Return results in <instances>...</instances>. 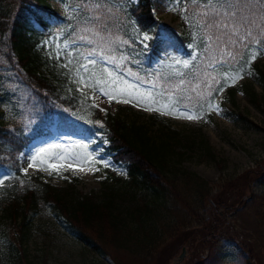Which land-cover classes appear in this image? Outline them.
Wrapping results in <instances>:
<instances>
[{"label": "trees", "instance_id": "16d2710c", "mask_svg": "<svg viewBox=\"0 0 264 264\" xmlns=\"http://www.w3.org/2000/svg\"><path fill=\"white\" fill-rule=\"evenodd\" d=\"M47 1L0 0V101L12 108L9 118L0 121V180L4 181L0 188V264H31L27 242L33 229L39 228L33 225L37 215L46 213L55 218L56 225L61 223L70 230L71 238L84 252L108 257L113 264H170L182 247H186L189 257L181 264H255L253 249H246L250 245L226 235L224 228L230 213L242 205V191L236 190L229 199L219 198L215 194L222 189L214 191L204 179L184 169L180 159L172 161L170 156L177 149L173 134L169 139L148 137L143 126L134 122L128 125L119 117L102 114L78 93L63 96L58 78L64 71L45 74L41 70L40 44L70 24L53 12ZM153 1L137 0L126 10L139 35L147 36L144 43L123 30L115 17V0H100L101 8L95 11L94 0L87 5L85 0L80 1L81 12L90 7L91 17H101L105 44L115 48L117 55L129 58L121 61L120 68L110 62H104V66L133 83L139 82L142 91L161 90L163 86L165 95L183 79L179 90L171 94L182 98L181 107L187 105L192 110L212 103L225 90L234 94L233 86L240 79L235 83L226 81L225 72L239 70L244 78L249 69L245 58L257 46L231 62V67H209L203 53L206 38L201 40L202 30L200 55L191 72L169 79H162L156 72L151 75L171 59L192 61L194 53L190 37L178 35L156 18ZM86 18L72 24L69 40L76 50L87 52L96 45L78 40ZM94 26L96 22L92 21L89 27ZM260 49L259 55L263 56L264 47ZM217 66L223 67L220 74L213 70ZM260 74L264 78V72ZM153 82L155 89L151 87ZM250 97L256 105H264L263 96L251 92ZM53 127L68 138L103 134L106 153L125 166L127 179L115 178L114 185L107 183L98 194L89 195L76 192L74 185L62 188L38 178L27 181L21 173L19 154L33 140L50 135ZM189 147L203 148L207 157L216 160L209 144L201 138L191 137ZM221 163L218 161V166ZM262 164V171L247 179V188L253 182L264 186ZM253 201L255 206L261 204L258 197ZM171 241H176L173 246ZM222 246L233 247L236 256L227 258Z\"/></svg>", "mask_w": 264, "mask_h": 264}, {"label": "rangeland", "instance_id": "374dc122", "mask_svg": "<svg viewBox=\"0 0 264 264\" xmlns=\"http://www.w3.org/2000/svg\"><path fill=\"white\" fill-rule=\"evenodd\" d=\"M80 1L82 0L47 1L51 10L66 18L70 24L62 27L54 37L40 44L39 66L41 70L45 74L47 72L57 74L59 71H64L58 78L59 89L63 96L78 93L89 99L103 114L119 117L128 125L134 122L136 126H143L148 137L169 139L173 136L174 140L177 141H174L177 149L170 156L172 161L176 163V160L180 159L182 161L180 165L184 169L204 179L214 191L217 192L222 189L215 194L219 195V198L223 196L225 199H229L236 190L242 191L245 194L241 200L242 205L240 207L238 205L234 213H230L226 220L227 225L224 227L228 231L226 235L235 237V240L240 243L249 244L250 248L246 249H253L256 256L254 258L255 264H264V186L253 182L247 188L246 184L250 176L262 171V162H264V131L256 129L250 124L253 123L262 129L264 128V105H256L250 97L251 92H255L259 97H264V78L260 74L262 71L264 72V56L259 57L257 55L246 77L234 85V94L224 91L211 103L218 105L219 110L209 109L207 105L189 113L200 117L197 119H185L176 113L161 114L159 112L155 114L139 106L118 103L114 99L102 95L98 90L95 93L91 88L78 90L81 89V85L75 81L74 66H77V61L82 60L83 57L76 55V53L82 52L86 55L87 52L76 50L75 45L69 40V34L72 24L83 19V16L90 18V11L92 10L87 7L88 11L85 12L83 8L82 13ZM135 2L136 0H115L114 6L118 12L115 17L122 24L124 31L136 41L144 43L146 41L145 36L139 35L133 23L129 21L126 11L127 6ZM196 9L194 0L153 1V12L159 20L171 26L176 33L192 39V48L195 49L194 55L200 54V31L192 26L197 18L194 15ZM66 42L70 44L69 49L61 50L60 57L56 58L58 46L62 49ZM67 52H72L73 56L68 57ZM69 58L72 59V65L69 67H72L73 71L62 66L67 63ZM94 58L101 66L105 67L104 61L99 59V56ZM195 61L190 62L189 68H184V61L170 60L162 72L158 73V76L179 78L181 76L178 73H189ZM222 69V66H217L214 71L220 74ZM84 75L87 78L86 74ZM152 91L158 92V90H150V92ZM181 110L185 109L181 107ZM11 111L12 108L8 103L0 101V121L9 118ZM238 115H242L243 118ZM191 137L206 141L216 160L207 157L203 148L191 150L189 147ZM57 143L66 146L72 144L71 152H82L83 150L76 148L75 145L88 144V151L94 152L97 162H81L74 165V167H83L84 171H73L65 167L61 169L59 174L37 170L41 167L39 161H37V167L29 166L31 156L35 155L36 151L41 147ZM106 146L107 141L102 134L94 137L87 136L83 139H70L65 134L52 129L50 136L33 141L20 154L21 172L28 181L37 177L40 181L55 187L64 188L68 185H74L76 192L83 195L98 194L105 184L114 185L115 178L127 179L125 166L113 161L112 157L105 151ZM218 161L223 162L221 163L222 167L218 166ZM104 162L108 163L107 168L103 166ZM229 180V184L226 183ZM223 183L228 185L222 187ZM1 186L2 184H0V188ZM257 197L261 204L255 206L253 200ZM37 216L33 225H38L39 228L33 229L32 236L27 242V256L31 264H113L108 257L84 252L80 245L71 238L70 230L61 223L56 225V220L50 213ZM1 217L0 208V222L2 221ZM0 228L2 229V226ZM173 241H171L170 246L175 244L176 241ZM222 250L227 258L236 254L233 247L230 246H222ZM182 253L183 258L179 259ZM188 257V250L186 247H182L170 264H181Z\"/></svg>", "mask_w": 264, "mask_h": 264}, {"label": "snow or ice", "instance_id": "6c2138e0", "mask_svg": "<svg viewBox=\"0 0 264 264\" xmlns=\"http://www.w3.org/2000/svg\"><path fill=\"white\" fill-rule=\"evenodd\" d=\"M86 5L92 0H85ZM198 12L194 11V15L198 17L193 22V27L198 31L202 30L201 40L206 38V47L203 49L205 59L208 61L209 67L216 65H229L231 62L237 61L239 58L244 57L248 49L253 45L257 47L252 49L245 58V63L249 65L257 58L259 49L264 47V0H194ZM100 0H94V11L100 9ZM88 8L85 7V12ZM188 19V17H186ZM95 21L96 26L89 27V24ZM104 26L102 19L99 15H94L84 20L81 27V34L78 37L80 42H85L89 45H96L87 50L85 55L82 52H77L76 55L82 56V60L77 61V66H74L76 73L75 81L83 88H91L93 93L97 90L109 99L115 96H123L125 99H117L118 103H134V106L143 105L146 111H158L161 114L176 113L185 119H197L195 115H190L192 111L183 105L185 110H181L182 98L171 94L173 91H178L180 86L184 83L181 79L180 83L176 85L175 89H170L169 94L165 95L163 86L160 91H148L147 89L141 90L139 82L133 83L124 75L117 73L113 69L105 68L99 64L94 57L99 56L101 60L113 64L114 68H120L121 61H127L129 58L123 54L117 55L116 49L111 48L105 44L106 37L103 34ZM91 37L89 38V35ZM147 40V36L144 37ZM75 42V41H74ZM239 45V47H237ZM70 44L64 43L63 48L56 52V58L60 57V51L69 49ZM195 51V49H194ZM68 57H72V52H67ZM198 55H193L192 60L195 61ZM72 59L69 58L66 64L62 66L73 71ZM184 68L190 67V62L185 60L183 62ZM194 67V65H193ZM131 72V69H128ZM86 77L85 78V75ZM179 76L184 77L185 73H178ZM243 73L239 70L229 73L225 72L224 79L231 80L235 83L236 80L242 79ZM137 76V81H139ZM151 87L155 89L156 85L153 82ZM223 88L220 89L222 91ZM87 95L86 93H82ZM209 109L215 108L219 110L218 105H208ZM72 144H50L47 147H41L36 151L35 155L31 156L30 167H37V161L40 162L41 167L37 170L51 171L57 174L61 169L67 167L73 171H84L83 167H74L81 162L88 163L97 162L94 152L88 151V144H77L76 148L83 150L71 152ZM99 151V150H95ZM67 161V164H65ZM103 166L107 168L109 165L104 162ZM4 181L0 180V184Z\"/></svg>", "mask_w": 264, "mask_h": 264}, {"label": "water", "instance_id": "95a60500", "mask_svg": "<svg viewBox=\"0 0 264 264\" xmlns=\"http://www.w3.org/2000/svg\"><path fill=\"white\" fill-rule=\"evenodd\" d=\"M182 252H184V250H182ZM183 258V253L180 255L179 259Z\"/></svg>", "mask_w": 264, "mask_h": 264}]
</instances>
